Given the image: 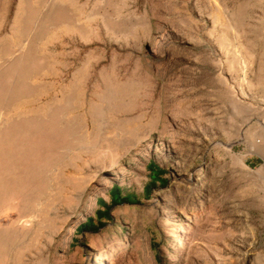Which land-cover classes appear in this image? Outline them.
<instances>
[{"label": "rangeland", "instance_id": "1", "mask_svg": "<svg viewBox=\"0 0 264 264\" xmlns=\"http://www.w3.org/2000/svg\"><path fill=\"white\" fill-rule=\"evenodd\" d=\"M251 134L264 0H0V264H264Z\"/></svg>", "mask_w": 264, "mask_h": 264}, {"label": "trees", "instance_id": "2", "mask_svg": "<svg viewBox=\"0 0 264 264\" xmlns=\"http://www.w3.org/2000/svg\"><path fill=\"white\" fill-rule=\"evenodd\" d=\"M150 169L151 182L144 188V192L147 196L150 195L153 188L157 184L167 183L168 179L165 177L166 170L162 168L155 161H150L148 165ZM111 202H108L104 198H99L98 203L100 207L96 210L95 215H90L87 219L79 225V230L85 231H97L99 228L104 226L106 222L103 219L110 220L112 218V207L122 203H134L140 200V196L136 192H125L123 186L115 183L109 190Z\"/></svg>", "mask_w": 264, "mask_h": 264}, {"label": "bare ground", "instance_id": "3", "mask_svg": "<svg viewBox=\"0 0 264 264\" xmlns=\"http://www.w3.org/2000/svg\"><path fill=\"white\" fill-rule=\"evenodd\" d=\"M246 69V68H245ZM250 139H251V150H250V153L252 152H255V153H258L259 155H261L263 158H264V143H262V141H259L257 140L255 134H251L250 135ZM236 141H230L229 143L228 142H225L224 145L227 147L228 151L230 153H233V154H236L234 152V149H233V146L235 144ZM247 155L246 154H236L234 156V158H238V162H239V165L244 168L246 170V172H250V173H257V174H261L263 175L264 174V164L261 165L260 167H258L257 169H252L245 161V157Z\"/></svg>", "mask_w": 264, "mask_h": 264}, {"label": "crops", "instance_id": "4", "mask_svg": "<svg viewBox=\"0 0 264 264\" xmlns=\"http://www.w3.org/2000/svg\"><path fill=\"white\" fill-rule=\"evenodd\" d=\"M166 177V176H165Z\"/></svg>", "mask_w": 264, "mask_h": 264}]
</instances>
